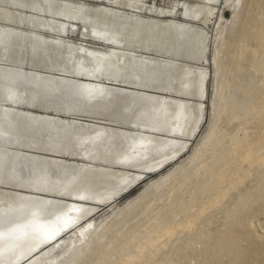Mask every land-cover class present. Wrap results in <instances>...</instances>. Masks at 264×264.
Here are the masks:
<instances>
[{"label": "bare ground", "instance_id": "6f19581e", "mask_svg": "<svg viewBox=\"0 0 264 264\" xmlns=\"http://www.w3.org/2000/svg\"><path fill=\"white\" fill-rule=\"evenodd\" d=\"M221 1H188L185 15L206 23ZM145 11L143 0H0V264L21 262L108 188L125 189L196 136L207 71L194 63L207 60L208 32L174 9L166 20L154 6V16ZM71 21L114 47L66 41ZM227 33L223 58L218 48L215 56L219 99L250 65L262 72L251 109L229 116L224 103L169 181L129 202L63 264H264V0H245Z\"/></svg>", "mask_w": 264, "mask_h": 264}, {"label": "rangeland", "instance_id": "374dc122", "mask_svg": "<svg viewBox=\"0 0 264 264\" xmlns=\"http://www.w3.org/2000/svg\"><path fill=\"white\" fill-rule=\"evenodd\" d=\"M82 1L86 2L89 6L91 5V7H98L101 5L108 6L109 4H114L116 0ZM143 1L146 3V11L142 14L144 18H150L151 16H154L148 12L150 8L154 6L161 12L157 18L166 20L168 18L175 17L179 21H184L189 25L202 28L208 32L209 40L206 46L208 55L207 60L194 63L199 67H203L207 71L205 80V95L196 100L203 104V118L201 120L199 130L196 133V136L191 139L188 148L177 155L176 158L166 161L156 169L141 171L142 174H139L140 178L131 183L125 189L122 188L121 185L111 186V188H108L102 193V197L98 201H95L92 211L79 218L78 223L72 227L64 229L56 239L50 241V243L47 242L48 244L45 243L39 249L32 252L17 264H63L65 257L71 253L74 246L84 247L88 245L91 239H93L94 233L102 229L103 225H109L116 214L120 212L121 209L129 202L134 200L137 196L145 192L151 186L152 191L159 190L160 186L158 182H168V175H170L174 169L184 164L196 152V150L202 146L203 142L210 133L211 123L215 113L224 107V103L227 102V113L230 116L234 112H243V106L251 109V105L256 99V83L261 77L262 72L255 71V68L250 65L239 66L234 71L231 81L224 87V98L221 99V101L219 99L222 81H219L218 66L220 58H223L224 52L226 51L225 41L228 37L227 28L230 25L233 17H235L240 11V8L245 0H222L216 6L217 10H215L214 13L209 16L208 22L206 23H203L202 17L196 19L192 16L185 15L187 2H193V0ZM128 6L125 5V7ZM13 9L16 8L13 7ZM170 9H174L176 11V14L173 17H170L167 14ZM24 12L35 13L33 9H27ZM50 38L53 40L55 39L53 36H50ZM63 38L76 46H85L87 49L91 48L108 51L115 45V43L99 39L93 34L92 31L86 30L85 26L81 22L77 21H71L69 31L65 34V36H63ZM217 48L219 49V60L217 59L218 64H216L215 60ZM224 60L225 59L221 60L220 62L223 63ZM183 98L189 99L187 96H184ZM24 108L28 111H35L37 113L44 112L43 110L34 107ZM46 113L49 115L56 114L53 111ZM63 117L72 118L71 116L65 114H63ZM82 120L85 121V119ZM155 150H157V148H151L148 153L154 152ZM27 153L38 154L36 151L30 152V150H28ZM40 155L48 159L56 158L63 161H82L59 151L54 153L52 151L45 150ZM133 172H135V170L130 171V173ZM15 191L20 192L19 189ZM218 224L219 222L213 225V228H215ZM85 228H88L89 230L83 231ZM47 250H49L48 253ZM201 253L203 256L205 255L204 250H202ZM204 263H206V260H204ZM164 264H167V261H164Z\"/></svg>", "mask_w": 264, "mask_h": 264}]
</instances>
